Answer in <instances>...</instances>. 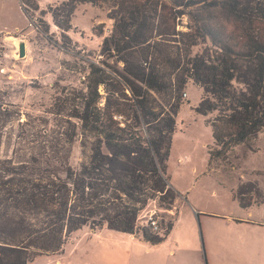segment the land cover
Returning a JSON list of instances; mask_svg holds the SVG:
<instances>
[{"label":"trees","instance_id":"16d2710c","mask_svg":"<svg viewBox=\"0 0 264 264\" xmlns=\"http://www.w3.org/2000/svg\"><path fill=\"white\" fill-rule=\"evenodd\" d=\"M79 3L105 9L111 28L100 63L58 99L55 114L75 120L66 137L30 136L44 137L41 128L3 144L0 125V264L57 254L83 228L161 241L139 219L156 198L174 207L166 163L189 81L202 91L195 111L211 114L213 168L264 132V0H64L50 7L54 22L67 29ZM182 15L185 31L176 29ZM233 195L244 209L264 203L256 181Z\"/></svg>","mask_w":264,"mask_h":264},{"label":"rangeland","instance_id":"374dc122","mask_svg":"<svg viewBox=\"0 0 264 264\" xmlns=\"http://www.w3.org/2000/svg\"><path fill=\"white\" fill-rule=\"evenodd\" d=\"M32 1L0 0V32H20L27 42L24 59H3L0 64V106L9 112L0 120L3 144L9 136L14 141L41 128L47 130L44 137L30 136L49 143L66 137L75 120L65 112L55 114L61 109L58 99L79 89L90 65L100 63L101 41L111 28L106 10L91 4H77L66 29L50 13V7L64 0ZM28 14L35 22L32 27ZM188 22L187 15L180 16L176 29L185 31ZM184 93L166 163L168 182L176 192L174 207L161 209L157 198L148 205L157 208L156 232L163 239L150 243L108 228L93 233L83 228L59 253L28 264H264V203L244 209L233 195L249 181H256L264 195V132L250 146L235 148L227 163L215 169L208 156L211 114L194 109L201 88L189 81ZM79 156L74 144L71 162ZM175 213L164 236V226Z\"/></svg>","mask_w":264,"mask_h":264},{"label":"built area","instance_id":"2783aa9c","mask_svg":"<svg viewBox=\"0 0 264 264\" xmlns=\"http://www.w3.org/2000/svg\"><path fill=\"white\" fill-rule=\"evenodd\" d=\"M29 23L28 26L32 27L35 22L32 17L29 16ZM37 28V27H36ZM5 36H22L20 32H0V64H2L3 59L6 55L7 50V44L4 42L3 38ZM182 96H185V93H182ZM150 207V206H149ZM157 208L155 205H152L150 208L146 210V213L144 214L143 224L144 226L149 227L152 231L156 232L159 230V216L158 212L156 210Z\"/></svg>","mask_w":264,"mask_h":264},{"label":"water","instance_id":"95a60500","mask_svg":"<svg viewBox=\"0 0 264 264\" xmlns=\"http://www.w3.org/2000/svg\"><path fill=\"white\" fill-rule=\"evenodd\" d=\"M3 40L8 47L4 60H20L27 56V42L24 38L19 36H5Z\"/></svg>","mask_w":264,"mask_h":264},{"label":"crops","instance_id":"0c3cea01","mask_svg":"<svg viewBox=\"0 0 264 264\" xmlns=\"http://www.w3.org/2000/svg\"><path fill=\"white\" fill-rule=\"evenodd\" d=\"M134 237L133 235H130V238Z\"/></svg>","mask_w":264,"mask_h":264}]
</instances>
